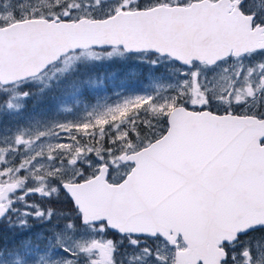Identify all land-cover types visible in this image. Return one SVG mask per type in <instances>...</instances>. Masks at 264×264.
Returning a JSON list of instances; mask_svg holds the SVG:
<instances>
[{
  "label": "snow or ice",
  "instance_id": "1",
  "mask_svg": "<svg viewBox=\"0 0 264 264\" xmlns=\"http://www.w3.org/2000/svg\"><path fill=\"white\" fill-rule=\"evenodd\" d=\"M0 229V264H264V0H0Z\"/></svg>",
  "mask_w": 264,
  "mask_h": 264
},
{
  "label": "rangeland",
  "instance_id": "2",
  "mask_svg": "<svg viewBox=\"0 0 264 264\" xmlns=\"http://www.w3.org/2000/svg\"><path fill=\"white\" fill-rule=\"evenodd\" d=\"M111 65L113 67L111 68ZM97 72L99 80L96 85L85 93L87 99L80 105L83 110L85 106H91L97 102L103 103L107 100L109 103L116 100L118 96L129 95L135 92L147 90L151 83V77L148 75L149 69L145 64L137 61H129L127 63H106L101 65ZM115 73L113 76L112 74ZM57 93H51L50 97H55ZM55 101L51 98L46 100L45 104L35 105L32 101L28 102L29 112H33L40 116L42 112L51 107ZM64 107H71V104H61L60 110ZM47 116H51V112H46ZM16 117L6 119V122L12 124Z\"/></svg>",
  "mask_w": 264,
  "mask_h": 264
},
{
  "label": "trees",
  "instance_id": "3",
  "mask_svg": "<svg viewBox=\"0 0 264 264\" xmlns=\"http://www.w3.org/2000/svg\"><path fill=\"white\" fill-rule=\"evenodd\" d=\"M113 65H111V68ZM18 239H20V236L13 233V232H5L2 229H0V244L7 243L9 245L15 243Z\"/></svg>",
  "mask_w": 264,
  "mask_h": 264
}]
</instances>
